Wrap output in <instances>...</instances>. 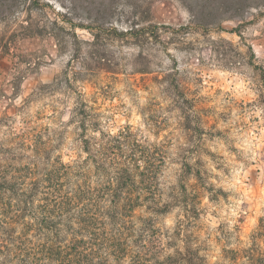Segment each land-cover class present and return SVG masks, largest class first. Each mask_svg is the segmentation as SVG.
Returning <instances> with one entry per match:
<instances>
[{
	"label": "rangeland",
	"instance_id": "rangeland-1",
	"mask_svg": "<svg viewBox=\"0 0 264 264\" xmlns=\"http://www.w3.org/2000/svg\"><path fill=\"white\" fill-rule=\"evenodd\" d=\"M82 1L26 2L37 3L33 23L49 31L54 21L69 27L61 21L67 12L68 20L83 23ZM114 2L111 22L126 27L132 9L123 0ZM252 3L241 13L220 11L208 29L191 27L182 37L168 34L166 49L116 44L107 57L118 74L97 71V53L82 46L88 66L96 70L76 83L88 104L114 126L129 124L151 141L171 138L168 182L176 180L184 159L205 171L199 180V216L184 219L176 208L160 225L171 234L184 221L181 238L198 246L208 264H264V82L248 64L251 48L254 63L264 71V0ZM140 9L144 21L174 29L190 23L179 0H144ZM26 15L22 8L0 12V117L19 128L23 123L54 128L58 120H67L73 102L63 82L64 72L75 66L71 34L60 32L62 45L45 31L23 36L18 24ZM75 32L91 40L86 31ZM163 76L185 89L187 102L179 104L187 113L167 96ZM187 181L195 182L191 176Z\"/></svg>",
	"mask_w": 264,
	"mask_h": 264
},
{
	"label": "trees",
	"instance_id": "trees-1",
	"mask_svg": "<svg viewBox=\"0 0 264 264\" xmlns=\"http://www.w3.org/2000/svg\"><path fill=\"white\" fill-rule=\"evenodd\" d=\"M26 1L0 0V12L23 9L27 15L18 24L23 36L47 32L62 45L60 32L71 34L75 66L64 72L63 82L73 102L67 120H58L54 128L29 123L19 128L0 117V264H208L198 246L181 238L184 221L171 234L160 225L176 208L184 219L199 216V180L205 171L184 159L176 180L168 182L171 138L151 141L129 124L114 126L88 104L76 83L96 70L88 66L82 46L97 53V71L118 74L107 57L116 44L166 49L168 34L182 37L191 27L208 29L220 11L241 13L254 0H179L190 23L178 29L144 21L138 12L144 0H123L133 20L120 28L111 22L114 0H78L87 11L84 22L77 26L67 12L61 21L69 27L54 21L49 31L33 23L31 13L38 6ZM146 5L150 15L151 5ZM76 29L91 40H81ZM249 51L248 64L264 82V71ZM162 78L167 96L187 113L179 104L187 102L185 89ZM188 176L195 182L189 183Z\"/></svg>",
	"mask_w": 264,
	"mask_h": 264
}]
</instances>
